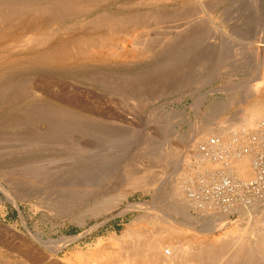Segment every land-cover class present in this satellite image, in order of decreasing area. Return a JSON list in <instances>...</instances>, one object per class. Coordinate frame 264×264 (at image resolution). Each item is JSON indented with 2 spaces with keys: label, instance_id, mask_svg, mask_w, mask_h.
I'll return each instance as SVG.
<instances>
[{
  "label": "rangeland",
  "instance_id": "1",
  "mask_svg": "<svg viewBox=\"0 0 264 264\" xmlns=\"http://www.w3.org/2000/svg\"><path fill=\"white\" fill-rule=\"evenodd\" d=\"M208 2L110 0L79 18L52 22L38 32L21 31L7 40L12 45L0 49V184L12 196L0 189L2 239L33 246L48 262L93 264L114 255L129 226H148L153 219L160 226L187 223L184 234L214 243L216 250L224 232L238 227L235 241H226L230 252L216 264H247L235 260L234 249L243 244L254 255L256 240H264V190L235 191L231 200L208 199L213 202L206 204L203 179L211 181L205 174L219 166L213 162L212 171L197 173L208 166L205 157L224 153L216 141L228 145V155L249 154L254 160V137L264 122L247 127L248 135L240 138L230 133L238 130L231 127L243 125L257 86L264 90V0ZM105 12L143 19L120 35L121 44L137 57L63 66L40 58L50 43L24 42L38 35L53 40L92 32L88 22ZM208 14H214V25ZM181 22L188 29L167 40L162 31ZM48 94L76 100L96 113L67 109ZM44 106L74 113L89 128L69 127L56 114L42 115ZM220 125L230 127L226 136H216ZM224 173L246 181L224 168L209 185ZM178 187L182 193L176 196ZM0 257L32 264L4 247ZM253 257L250 261L264 264L263 253Z\"/></svg>",
  "mask_w": 264,
  "mask_h": 264
},
{
  "label": "bare ground",
  "instance_id": "2",
  "mask_svg": "<svg viewBox=\"0 0 264 264\" xmlns=\"http://www.w3.org/2000/svg\"><path fill=\"white\" fill-rule=\"evenodd\" d=\"M45 1L47 2L43 4L41 0H0V49H7L8 46L12 45V43L9 44L7 40L8 39L9 41L12 40L21 31L32 29L38 32L48 27L49 24H51L52 22L57 23L65 19L69 20L76 17L79 18V16L81 17L87 14L91 10L98 8V6L100 7L101 5H105L110 0H45ZM212 1L213 0H211L210 4L213 3ZM208 10H211L210 12L213 11L211 8ZM213 15L208 14V21L209 24L211 25H214L212 19ZM191 21L190 23H192ZM142 22L143 19L137 14H131L126 18L125 17L122 18L115 13L105 12L97 15L95 18L91 19L88 22V25L92 28V32H80V33L70 32L69 35L68 33L66 34L68 36L65 35V37H56L53 40H51L50 38L48 40H45L46 38H48L47 35H38L28 38L24 42L33 43L36 41L38 42V44L50 43L44 49V51L40 53L41 56L40 58H42L43 60L49 63L50 62L54 64L61 63L63 64V66L66 63H73L78 61H90V62H105L107 60L115 61V60H120L121 57L122 58L127 57L128 55L133 56L134 58L135 56L137 57V53L134 50L130 51L129 50L130 48L128 49L127 47H125L124 44L123 45L121 44L122 40H120V35L122 34V32L127 31L126 29H128L129 26L128 24H130V27L131 25L132 26L135 25V27L136 25H138L137 27H139ZM167 26L166 27L168 29L166 28V31H162V32H164L165 35L164 34L163 35L166 36L168 40L173 38L174 34L183 31L184 28L188 26V24L185 22H181L177 24H171V26L169 25ZM159 29L161 30V27ZM185 29L187 30L188 27ZM158 31L156 32L157 34L159 33ZM182 33H183L182 35L185 34L184 32ZM182 35L180 34V36ZM159 36L162 35L160 34ZM152 38L155 37L152 36ZM21 42L22 41L20 39L15 38L16 44H21ZM137 49L140 50L139 47ZM145 50H149V49H147L146 47ZM260 50L261 49H258V52H260ZM137 52H139V55L141 54L140 51ZM258 86L261 87V85ZM258 86L255 89L254 95L250 98L253 101L250 105L246 107L245 116L241 121L243 125L245 124L244 126L246 127H242L243 125L240 126V128L239 126L236 127V125L235 127L234 126L231 127L234 128L235 130L236 128L238 129L235 133L233 134L232 132L230 133L231 138L234 136V134L237 137L239 136L242 137L244 136V134L248 135L247 133L250 130L248 128L255 127L258 124L259 120H262L264 122V90H262L263 89L262 87L261 89H259ZM47 97L53 100L62 101L63 104L66 105L64 106L67 109H77V111L80 110L81 112L85 110L86 111L89 110L85 108L84 104L76 103L75 102L76 100L72 101V100L60 98V96L58 97L52 94H48ZM44 107L45 108H41L40 110L42 115L46 114L49 116L53 114L52 116H54L56 114L59 115L60 118H62L61 123L67 124L69 127H76V128L84 127L86 129L89 128L88 127L89 125L86 126V124H82V123L79 124L78 120L75 118L74 113L71 112L69 113L67 110L63 111L57 109L58 107L54 108V106L51 107L44 106ZM88 112L91 115L96 113L95 111H93V109H91ZM260 128L261 129L257 132L256 137H254V144L256 146L254 149V155H255L254 160L252 159L253 156L249 154H243L240 156L232 155L233 156L232 157L231 155H228V154H232L231 152L229 153L228 151L229 150V148H227L228 145L224 144L226 146L224 147V145H221V141H216L217 144H220L219 148H222L221 150L223 151L225 150L224 151L225 154L221 152L220 154L209 156L211 158L205 157V161L206 163H208V166L202 168V170L200 169L199 172L195 170L196 172H198L197 174L199 175V173L203 172L204 169L212 168V166L215 163V166L217 167L219 166V167L216 169V167L213 166V169L215 168V171L213 170L214 172L209 175L205 174V176H211V181L213 180L212 179L214 177L213 175H217V172L221 171L224 168L231 172L233 171L234 177H239L246 181H236L231 177V175H229V173H224L219 177H217L216 179H214L212 185L210 186L209 183L211 181H209L208 178L204 177L201 186V190L204 195L203 199H205L203 201L204 203L207 202L206 204H209L210 202H213L212 200H208V199H214L215 201L231 200L235 196L234 195L235 191L257 192L264 190V126ZM229 129H230L229 126L220 125V127L216 128V130L218 131L216 133L217 135L216 134L215 135L226 136V134L229 133V132L227 133ZM239 131H243V132L238 133ZM202 138H205L204 135L202 136ZM235 138L236 137L234 136L233 139ZM230 158L231 160L229 162H226ZM206 163L204 164L206 165ZM197 167L201 168L202 163L201 164L199 163ZM210 170L208 171L210 172ZM0 189L4 191V193L8 197L12 196L10 191L4 185L0 184ZM181 193H182L181 187L176 188L175 190L176 196L178 194L181 195ZM185 202L186 203L188 202V204L191 203L188 200H185ZM206 204L200 207H202V209H205L206 208L205 206H207ZM211 207L212 206H210V208ZM117 211L120 210L118 209ZM153 220L151 222L149 221V223L147 221L148 226H143V225L138 227L129 226L127 230L124 232V234L121 236L122 239L125 238L124 239L125 241L122 242L121 240L122 242L121 247L120 245L119 246L117 245L118 249L115 251L114 255L113 254L109 255L108 257L102 259V261H94L93 264H189L191 261H196L198 262V264H216L218 263L217 260L220 259L219 256H221L224 253L225 254L229 253L230 249L232 248L231 244L227 243L226 241H235L234 240L235 236H237L239 232L238 227H233L232 229H229L226 232H224L225 240L224 242H220L219 249L216 250L215 246L211 245L214 243L210 242L211 244H209L206 241L205 242L198 241L196 239L197 237L195 236L191 237V235H193L192 233H189L190 235L187 236L188 231H186V233L184 234L182 230H184V228L186 230V227L188 225L187 223L183 222L180 224L176 222L178 224H174V222L173 223L166 222L167 225L165 224L164 226L163 225L160 226L161 224H158L160 221L156 222ZM1 237L2 236L0 232V248L4 247L10 250L12 253L16 251L21 256H23L27 261H30L32 264H61L59 262H53L54 260L52 261L50 260L49 262L46 261L47 257H44L36 248H34L31 245L25 243L22 246L11 244L6 242L5 239H2L3 237L2 238ZM117 241L119 242L120 240ZM240 241H242V239ZM256 241H257L256 242L257 251L255 254H257L258 252L264 254V240L260 238ZM51 242H56V244H58V241H51ZM42 244L47 246L52 245L50 244V241L47 242L42 241ZM166 247H168L169 249L166 250ZM234 250H236V252L234 253L237 256V257L234 256L236 258L235 259L236 261L239 260L243 261L244 259V261H247V264H261V262L259 261L258 262L257 261L255 262L253 260L250 261V259L254 258L253 256L255 254L254 255H252L251 253L248 254V252L244 249L243 244H238V246ZM57 251H58L57 249L53 250V255H52L53 257L55 254H57ZM234 254L232 253L231 255ZM0 264H25V263L23 261L20 262L5 261L0 257Z\"/></svg>",
  "mask_w": 264,
  "mask_h": 264
}]
</instances>
